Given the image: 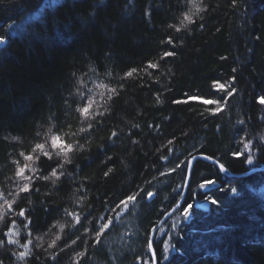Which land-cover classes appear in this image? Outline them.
<instances>
[{
  "label": "trees",
  "instance_id": "obj_1",
  "mask_svg": "<svg viewBox=\"0 0 264 264\" xmlns=\"http://www.w3.org/2000/svg\"><path fill=\"white\" fill-rule=\"evenodd\" d=\"M102 3L107 6L99 7ZM197 4L204 10L184 28L179 22L183 14L195 11L192 5L185 8V0H132L127 5L126 0H0V35L7 38L0 45V182L13 189L6 177L13 176L16 161L26 163L20 153L50 132L77 133L69 135V142L83 145L65 165L59 191L50 181L36 180L40 191L31 195V205L28 199L18 201L34 209L32 224L17 219L13 238L19 243L0 249L4 264H151L150 230L178 201L185 179L180 169L161 173L201 153L220 158L231 173L264 165V106L258 103L264 95V0H239L236 8L230 0ZM170 35L179 37L174 39L177 55L160 61L164 50H172L162 43ZM148 61L159 62V71H141L123 81L117 101H106L105 85L119 87L125 71L143 69ZM231 76L237 93L219 116H210L197 102L173 103L185 94L217 98L221 94L213 92L212 81L226 83ZM88 99L97 102V111L109 108L111 113L91 136L79 133L87 125L76 111ZM111 130L120 138L105 152ZM249 141L252 165L231 155L245 152ZM107 168L113 171L105 177ZM204 179L216 181L206 192L199 189ZM256 186L264 189L262 170L228 177L196 159L181 203L193 205L191 214L185 218L177 209L156 232L157 264H264V197L251 194ZM140 188L156 196L138 199L133 239L120 248H106L107 233L96 244L94 232L76 231L64 211L91 213L85 226L99 228L104 217L114 220L121 198ZM205 196L220 204L202 211L195 204ZM77 236L80 240L71 245ZM28 240L32 244L24 260L11 254L29 251L21 247ZM52 241L56 246L49 247Z\"/></svg>",
  "mask_w": 264,
  "mask_h": 264
},
{
  "label": "snow or ice",
  "instance_id": "obj_2",
  "mask_svg": "<svg viewBox=\"0 0 264 264\" xmlns=\"http://www.w3.org/2000/svg\"><path fill=\"white\" fill-rule=\"evenodd\" d=\"M132 3V0H126V5ZM231 7L236 8L239 5V0H230ZM188 5H192V8L195 11H188L183 14L182 19L179 21L180 24L187 28V25L193 23L192 16L198 14L199 12L203 11L204 9L197 4V0H185V8ZM99 7H106L107 3H102L98 5ZM150 15V13H146ZM95 16V13H92ZM11 27V25H9ZM170 28H174L176 32H180L181 28H176L175 25H169ZM201 28L204 27L203 24L200 25ZM174 39H179V37H172L171 35L168 37L166 41L162 43L171 46L172 50H164L162 55L159 57L160 61L167 62L170 58H173L177 55L175 51V43ZM6 36L0 35V44L6 43ZM222 60L227 59L226 57H221ZM160 63L156 61H148L143 69L140 68H130L129 70L125 71L123 76L121 77V84L119 87L115 88H107L105 85L104 87L107 89L109 95L106 97V101H110L115 103L120 96L121 91L124 89L123 81L130 80L139 76L141 71L149 72L151 75L152 72H158L160 68ZM237 69L234 67L232 68V72L235 73ZM236 84V77L231 76L229 82H221L220 80H213L212 81V90L214 93L221 94L217 98H212L210 96H189L185 94V99L180 100L176 99L173 103L181 104V103H189V102H197L203 106H205L207 112L210 116L216 117L225 112L230 100L235 97L237 93V88L235 87ZM157 103H160L159 97L156 99ZM96 101L94 99H88L87 102L83 103L82 106L76 109L79 113V116L82 118V121L86 123V127H80L79 133H84L87 136H91L95 131H97L98 126H103L104 120L109 118L110 109L105 108L104 111H97L96 108ZM258 103L264 106V95L258 97ZM107 113V114H106ZM98 117L102 119H98ZM58 119V117H55ZM238 123L244 124L245 121L239 120ZM134 127H139L138 124L134 125ZM151 127V125H149ZM69 135H77V133L65 134L61 135L58 131L57 132H50L46 135L43 142H36L34 146H32L29 152H21L20 156L23 157V160L26 163H20V161H16V167L13 171L12 177H6L9 183L14 184L13 189H9L7 187H3V182H0V208L4 209L3 213H0V249L5 248L7 245H16L18 244V240L14 239L13 237L16 233L13 231L14 227L17 224V219L23 218V220L27 221L28 225L32 224V212L34 211L31 207H20L19 200L20 199H28L29 205H31L30 197L33 194H38L40 189L38 187H34V183L36 180H43L45 182H51L55 191L60 190V185L58 184L61 181V177L65 175V165L71 164V154H74L77 150L83 149V145H81L78 141L69 142ZM39 136V133L37 134ZM120 138L119 132L117 130H111L109 136L107 137V145L104 148L106 152L109 148L115 146V141ZM136 143V141H133ZM173 143L172 140L168 141V144L171 145ZM245 152L240 150L233 151L231 153L232 157L235 159L243 158L244 163L248 165L253 164V156L250 153L251 151V142L244 143ZM258 151L260 149H257ZM171 152V149H168ZM162 159H168L167 156H162ZM200 158L204 160L210 161L214 166H216L219 172H227L228 169L226 168L225 164L221 162L220 158H217L214 155H208L205 153L200 154ZM109 161L112 160L111 157L107 158ZM197 159L196 156H192L191 160L187 161H180L175 165L174 168L169 169V173H161L162 175L170 174L175 172L177 169H180L184 172L185 179H189L192 171V162ZM112 168H107L103 175L108 177L110 173H112ZM216 181L213 179H204L200 184L199 187L201 189L208 187L209 185L215 184ZM224 191V189H220ZM77 191H80L78 187ZM231 192L235 193L237 189L232 187L230 189ZM156 196V193L150 190H145L140 188L139 190L132 192L130 194H126L124 198H121L117 208H123L125 211L130 210V206L134 205L138 199H147L149 201L153 200ZM205 199L211 204L218 206L220 201L216 198L205 196ZM193 205L191 203H187L185 206L177 205V209L181 211V215L185 218H188L191 214V210ZM65 214L67 216L72 217L74 220V229L79 231L83 228L84 233H88L89 231L94 232L95 234V243L99 244L101 242V237L110 231L114 227V220L108 217H104V223L100 225L99 228H96L94 225L91 229L85 226V222L88 221V213L87 215H81L79 212L76 211H69L65 209ZM15 217V219H13ZM23 222V221H21ZM175 227V225H173ZM156 229L153 228L151 231H155ZM29 235H31V230H29ZM75 235V232L72 233ZM59 239V237H57ZM80 240V236H77L76 239L71 240V245H76L77 241ZM65 247H71L67 243L64 242ZM32 244L31 240H28L26 243L22 244L21 247L24 249H29V245ZM56 246V241H52L49 247ZM147 247L151 252V264H155L158 259L157 252L155 250L154 244L152 240L147 241ZM64 251V248H61V252ZM13 256H16L19 260H24L26 256L30 254L29 251H19V252H12ZM77 256L83 257L85 256V252L77 253ZM53 260H57V255L52 256ZM142 259V258H141ZM0 264H4L3 260L0 259ZM79 264V261L76 262Z\"/></svg>",
  "mask_w": 264,
  "mask_h": 264
},
{
  "label": "rangeland",
  "instance_id": "obj_3",
  "mask_svg": "<svg viewBox=\"0 0 264 264\" xmlns=\"http://www.w3.org/2000/svg\"><path fill=\"white\" fill-rule=\"evenodd\" d=\"M211 186H215V184L209 185L208 187H211ZM199 189H201V188L199 187ZM201 190L204 191V188ZM251 194L253 196H256L259 199L261 197L263 198L264 197V189L261 186H256V187L252 188ZM204 200H206V199L203 198L201 200H198L197 203H200ZM139 206H140V203L136 202L134 205L130 206V210L125 211L121 207L117 211V214L114 218V227L109 232H107V234L105 236L106 248H108L110 250L114 249V247L120 248L123 245V243L128 244V243H130V241H132L133 237H131V233L135 230L136 221L138 220ZM202 211H206V210H202ZM168 219L163 223V225L168 221ZM108 261L112 262V261H115V259L112 260L109 258Z\"/></svg>",
  "mask_w": 264,
  "mask_h": 264
},
{
  "label": "water",
  "instance_id": "obj_4",
  "mask_svg": "<svg viewBox=\"0 0 264 264\" xmlns=\"http://www.w3.org/2000/svg\"><path fill=\"white\" fill-rule=\"evenodd\" d=\"M193 156H196L197 159H202L200 158V154H195ZM192 157V156H191ZM191 157L189 158V160H191ZM204 160V159H202ZM206 161L207 163H210L212 164L210 161L208 160H204ZM195 161L192 162V167H193V164H194ZM259 170H262L264 171V165H261V166H258V167H255L247 172H243V173H231L229 171L227 172H220L221 174H223L224 176H228V177H242V176H246L248 175L249 173L251 172H254V171H259ZM191 176V175H190ZM189 179H184V183H183V187H182V191H181V194H180V198L178 199V201L172 205L167 211H165L162 216L158 219V221L156 222V224L152 227L155 228L156 230L153 232L150 230V233H149V237H148V240H152L154 239V236L156 234V232L159 230V228L163 225V223L177 210V205H181L183 199H184V196L186 194V191H187V187H188V184H189ZM210 187H206L204 188V191H207ZM210 203L207 201V200H204L200 203H196L195 206L201 210H206L208 209ZM149 250V249H148ZM150 253V257H151V252L149 251ZM155 264H157V261L155 262Z\"/></svg>",
  "mask_w": 264,
  "mask_h": 264
}]
</instances>
